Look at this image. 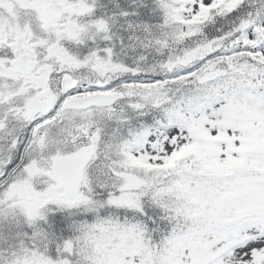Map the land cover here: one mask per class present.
<instances>
[{"label": "snow or ice", "instance_id": "6c2138e0", "mask_svg": "<svg viewBox=\"0 0 264 264\" xmlns=\"http://www.w3.org/2000/svg\"><path fill=\"white\" fill-rule=\"evenodd\" d=\"M0 264H264V0H0Z\"/></svg>", "mask_w": 264, "mask_h": 264}]
</instances>
